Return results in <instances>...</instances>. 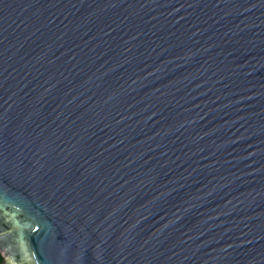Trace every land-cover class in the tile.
I'll return each instance as SVG.
<instances>
[{
	"label": "water",
	"instance_id": "obj_1",
	"mask_svg": "<svg viewBox=\"0 0 264 264\" xmlns=\"http://www.w3.org/2000/svg\"><path fill=\"white\" fill-rule=\"evenodd\" d=\"M2 264H264V0H0Z\"/></svg>",
	"mask_w": 264,
	"mask_h": 264
},
{
	"label": "trees",
	"instance_id": "obj_2",
	"mask_svg": "<svg viewBox=\"0 0 264 264\" xmlns=\"http://www.w3.org/2000/svg\"><path fill=\"white\" fill-rule=\"evenodd\" d=\"M2 262H3V256H2V254L0 252V264H2Z\"/></svg>",
	"mask_w": 264,
	"mask_h": 264
}]
</instances>
